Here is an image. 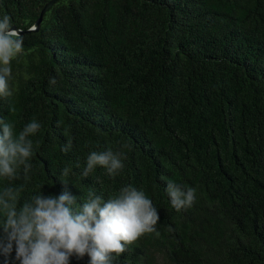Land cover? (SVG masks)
<instances>
[{
  "label": "trees",
  "instance_id": "1",
  "mask_svg": "<svg viewBox=\"0 0 264 264\" xmlns=\"http://www.w3.org/2000/svg\"><path fill=\"white\" fill-rule=\"evenodd\" d=\"M50 1L0 0L23 39L0 118L17 135L40 124L31 170L0 190L22 187L20 204L143 191L155 231L113 264H264V0H58L29 31ZM108 149L119 173L83 177ZM170 181L196 189L191 207L171 206Z\"/></svg>",
  "mask_w": 264,
  "mask_h": 264
},
{
  "label": "clouds",
  "instance_id": "2",
  "mask_svg": "<svg viewBox=\"0 0 264 264\" xmlns=\"http://www.w3.org/2000/svg\"><path fill=\"white\" fill-rule=\"evenodd\" d=\"M22 50L23 39L5 15L0 21L2 97L12 95L8 82L10 63ZM49 83L54 85L55 78ZM39 128L40 124L33 120L17 135L14 125L0 118V177L15 181L20 179L18 170L24 175L31 170L33 144L29 137ZM70 147L68 142L61 151L67 153ZM96 166L115 176L123 163L120 154L111 149L92 151L81 175L87 177ZM62 174L67 176L69 169H63ZM22 190L14 186L0 190V255L4 264H69L73 256H87L88 264H113L112 254L119 256L126 251L125 245L154 232L159 220L151 200L131 186L122 187L106 201L89 189L82 204H77V198L67 190L48 196L40 192L20 204ZM166 192L177 211L191 207L195 201L196 189L191 187L184 189L170 181Z\"/></svg>",
  "mask_w": 264,
  "mask_h": 264
},
{
  "label": "water",
  "instance_id": "3",
  "mask_svg": "<svg viewBox=\"0 0 264 264\" xmlns=\"http://www.w3.org/2000/svg\"><path fill=\"white\" fill-rule=\"evenodd\" d=\"M58 0H51L50 2H48L44 8L42 9V11L40 12V15H39V18L37 19L36 23L34 24V26L29 30V31H34V32H37L39 27H40V24L42 22V19H43V16L44 14L49 10V8L55 3L57 2ZM20 33V31H19Z\"/></svg>",
  "mask_w": 264,
  "mask_h": 264
}]
</instances>
